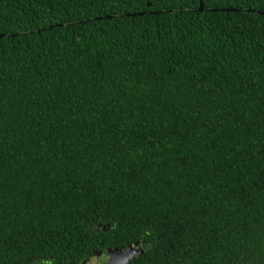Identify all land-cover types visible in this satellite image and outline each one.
I'll return each instance as SVG.
<instances>
[{
  "label": "trees",
  "instance_id": "1",
  "mask_svg": "<svg viewBox=\"0 0 264 264\" xmlns=\"http://www.w3.org/2000/svg\"><path fill=\"white\" fill-rule=\"evenodd\" d=\"M115 250L264 264V0H0V264Z\"/></svg>",
  "mask_w": 264,
  "mask_h": 264
},
{
  "label": "water",
  "instance_id": "2",
  "mask_svg": "<svg viewBox=\"0 0 264 264\" xmlns=\"http://www.w3.org/2000/svg\"><path fill=\"white\" fill-rule=\"evenodd\" d=\"M200 8H202V3H200ZM128 253H120L119 250L111 252V259L107 264H126L128 260Z\"/></svg>",
  "mask_w": 264,
  "mask_h": 264
},
{
  "label": "rangeland",
  "instance_id": "3",
  "mask_svg": "<svg viewBox=\"0 0 264 264\" xmlns=\"http://www.w3.org/2000/svg\"><path fill=\"white\" fill-rule=\"evenodd\" d=\"M106 257L107 256H104V258H103L102 256L96 255L93 259L88 261L87 264H103L105 262V260L108 262V257L107 258Z\"/></svg>",
  "mask_w": 264,
  "mask_h": 264
},
{
  "label": "flooded vegetation",
  "instance_id": "4",
  "mask_svg": "<svg viewBox=\"0 0 264 264\" xmlns=\"http://www.w3.org/2000/svg\"><path fill=\"white\" fill-rule=\"evenodd\" d=\"M90 261V260H89ZM108 262L105 260V262L103 264H107ZM87 264V263H86Z\"/></svg>",
  "mask_w": 264,
  "mask_h": 264
}]
</instances>
